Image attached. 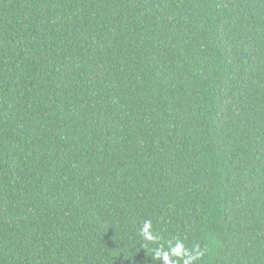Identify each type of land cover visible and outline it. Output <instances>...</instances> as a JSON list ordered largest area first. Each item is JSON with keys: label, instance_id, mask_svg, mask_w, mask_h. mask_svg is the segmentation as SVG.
Segmentation results:
<instances>
[{"label": "trees", "instance_id": "trees-1", "mask_svg": "<svg viewBox=\"0 0 264 264\" xmlns=\"http://www.w3.org/2000/svg\"><path fill=\"white\" fill-rule=\"evenodd\" d=\"M145 220L264 264V0H0V264H163Z\"/></svg>", "mask_w": 264, "mask_h": 264}, {"label": "clouds", "instance_id": "clouds-1", "mask_svg": "<svg viewBox=\"0 0 264 264\" xmlns=\"http://www.w3.org/2000/svg\"><path fill=\"white\" fill-rule=\"evenodd\" d=\"M140 236L143 241L159 246L153 250V258L162 261L163 264H198V262L205 256L208 251L207 248H201L195 245L191 248L186 247L184 240L174 238L173 240L160 243L162 237L154 232L153 223L151 220H145L140 228ZM147 249V244H142Z\"/></svg>", "mask_w": 264, "mask_h": 264}]
</instances>
